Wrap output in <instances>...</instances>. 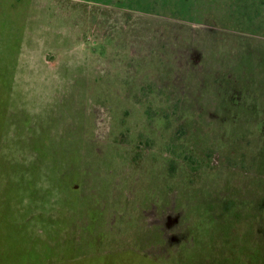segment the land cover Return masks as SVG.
<instances>
[{
  "label": "rangeland",
  "instance_id": "obj_1",
  "mask_svg": "<svg viewBox=\"0 0 264 264\" xmlns=\"http://www.w3.org/2000/svg\"><path fill=\"white\" fill-rule=\"evenodd\" d=\"M0 264H264V0H0Z\"/></svg>",
  "mask_w": 264,
  "mask_h": 264
},
{
  "label": "trees",
  "instance_id": "obj_2",
  "mask_svg": "<svg viewBox=\"0 0 264 264\" xmlns=\"http://www.w3.org/2000/svg\"><path fill=\"white\" fill-rule=\"evenodd\" d=\"M192 17V15H190Z\"/></svg>",
  "mask_w": 264,
  "mask_h": 264
}]
</instances>
